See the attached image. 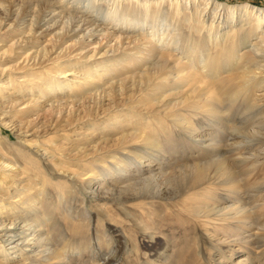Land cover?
Wrapping results in <instances>:
<instances>
[{"label":"rangeland","instance_id":"obj_1","mask_svg":"<svg viewBox=\"0 0 264 264\" xmlns=\"http://www.w3.org/2000/svg\"><path fill=\"white\" fill-rule=\"evenodd\" d=\"M12 1L15 5L11 9L19 11L18 19L30 13L34 14L35 18L48 21L47 25H50L47 31L38 32L34 41L25 44L26 53L45 45L44 42L50 38V34L56 31L54 16L62 10L61 5L65 12L72 11L75 6L79 15L83 13L88 18H98L95 14L100 12V9L84 11L82 6H85L87 1L83 0L84 3L78 5H73L71 0H53L47 8L41 1L40 4L39 1L32 0H2L3 4L7 5ZM113 1L115 0H95L93 4L109 7ZM142 1L121 0L118 6H122V14L131 16V20L145 18L146 15L140 12L139 2ZM152 1L160 4L159 19L163 20L164 17L171 27L174 25L182 30L185 35L182 40L178 42L177 37H174L161 41L157 35H152L149 29L142 32L137 31L135 27L132 30L130 25L126 26L130 24L128 21L112 24L105 21L108 32L113 31L112 29L118 30L117 27L122 25L123 31L117 34L135 38L136 41L124 39L118 49L102 54L114 43L115 36L101 38L100 32L90 36L83 35L81 30H70L57 42L54 49L50 50L49 59L32 69L36 73L57 75L61 79L63 77L78 83V87L66 92V97H61L62 102L75 100V112L70 117H66L64 113L57 118L56 113L52 114L48 109L55 100L53 95H41L35 87L25 97L27 99L31 96L34 102L28 103L29 101L23 99L25 102L17 100L18 103L16 99L20 96L15 94L7 101L8 104L14 105L13 108L2 109L5 113L3 119L7 121L8 127L0 124V161L2 158L8 161L14 159L16 165L12 167V173L3 174V180L0 178V200L10 196L8 201L18 202L31 193L36 197V202L39 201L40 210L41 204L47 201L52 204L49 208L52 218L44 221L47 228L45 232L48 233L46 235L50 236L47 241H44L46 235H43L42 240L34 243L35 250L24 248L18 251L15 257L11 255V261L0 257V264H56L59 257H62L63 264H103L111 260V250L117 255L111 260V264H264V141L261 143L257 140L264 138V88L259 86L264 85V57L259 56L261 53H256V62L246 63L247 58H243L246 61L237 59L234 51L231 55L218 51L205 58L211 59V67L216 68L219 80L203 77L201 71L211 73L213 70L199 67L201 54L207 52V47L202 44L203 38L199 35L196 37L199 39L198 47L202 48V51L197 49L193 54L197 70H193V75L189 76L186 72L191 69L188 70L187 63H183L188 59V35L197 33L187 29V23L183 19L177 20L175 14L169 13V5L175 0ZM177 1L180 4L185 2ZM212 1L228 6L250 4L264 9V0L207 2L210 5ZM208 10L209 15H213V8ZM39 11L40 15L37 16ZM4 15L5 12L0 9V18ZM226 16L218 18L219 26L227 25L229 18ZM64 18L63 21L67 20L66 16ZM19 22L17 20L16 29L23 26L19 25ZM10 35L3 32L0 34V48H6L10 43ZM256 36L252 35L250 39L247 36L244 41L248 42L249 39L250 43ZM96 40L100 43V51L91 58L83 57L84 54L79 51L82 49L84 53L92 48ZM73 43H76L75 48L80 50L71 49V52L62 53L54 63L57 52ZM163 43L168 44L169 48L158 49ZM244 44L241 43V46ZM162 56L168 59L162 61L166 62L167 66L162 71H157L149 79L151 81L143 83V86H140L138 81L134 84L129 81L120 92H116V89L105 94L102 103L98 104L97 99L91 98L111 83L117 82L116 78L108 81L111 75L109 76L107 69L114 70L116 75H122L120 78L137 75L156 60H163ZM10 57L13 59L10 63L21 60L19 54H11ZM174 58H179L180 63L185 65L184 71L181 72L182 68L176 66L177 61L174 62ZM57 63H61L62 67L55 72ZM68 64L72 70H68ZM244 67H253L260 72L258 83L246 87V90L252 93L251 99H244L240 94L236 100L229 103L231 94L235 93L234 90L236 91L240 83ZM61 71L63 72L60 74ZM99 73L105 75L100 77ZM198 85L202 87V94L192 93V87ZM246 106H253L254 111L247 112ZM211 108L218 113H207ZM130 134H135V137ZM154 141L158 142V147L152 144ZM36 148L40 153L47 152V161L32 152ZM21 152L33 156L35 163H40L44 172L54 177L55 181L60 180L61 186L43 180L33 167L34 164L21 157ZM217 153L218 158L221 157L218 169L223 165L230 171L228 176L221 177L219 170L218 181L209 180L199 185V188L178 194L176 187L181 185L180 179L167 183L159 178L163 196L161 199L155 198L159 196L158 193L151 194L154 198L149 196L137 200H129L130 194L123 193L121 197L126 198V201L122 203L101 199L109 196L112 188L124 187L126 181L132 178H146L153 173L161 176L173 172L177 164L202 163L212 159ZM51 154L54 158H49ZM54 159L62 162L64 166L57 164ZM119 159L122 171L116 173L113 165ZM169 162L171 165L167 166ZM75 170L85 174L77 182L67 180L70 178L68 174ZM210 171L211 168L209 173ZM83 179H92L91 188L83 190ZM193 191L203 193L202 205L221 209L218 214L202 216L195 212L196 204L191 202ZM169 196L170 199L167 198ZM83 197L86 199L84 203ZM68 206L76 211L77 216L73 221L65 215ZM240 206L243 210L239 214L228 211ZM20 207H24V204L16 208L15 214L8 215L14 217V221L19 220L17 217H30L23 210L20 211ZM83 209L91 213L92 218L89 221H82V217L78 215ZM41 217L39 216L40 219ZM100 217L113 231L115 240L109 248H101L97 244V219ZM2 221L7 222L6 214L0 215V223ZM20 227L12 228L16 234L15 239H20L23 234L29 232L26 227ZM5 229V226L0 225V242L5 237ZM63 233L69 236L65 240L61 239ZM89 240L92 242L90 254L87 253L85 245ZM47 248L56 249V252L51 255L48 251L39 254V251ZM57 254L59 256L54 257Z\"/></svg>","mask_w":264,"mask_h":264},{"label":"bare ground","instance_id":"obj_2","mask_svg":"<svg viewBox=\"0 0 264 264\" xmlns=\"http://www.w3.org/2000/svg\"><path fill=\"white\" fill-rule=\"evenodd\" d=\"M32 1L34 2L39 1V3L41 1L43 5L47 8V6H49L53 0H32ZM83 1H87V4L85 6H82L83 10L86 12L100 9V12L99 13L97 12V14H95V16H97L98 18H94V17L88 18L87 16H84L83 13L79 15L77 13L78 8H76L75 6L73 7L72 11L65 12V9H63V5H61L60 7L62 10L55 13L56 16H54L56 17V20H54L53 24L56 25L54 27L56 28V31L50 34V38L44 42L45 45H42L40 48L31 49L26 53L25 47H24L25 44L28 43V41H34L35 35L38 32L47 31L50 25H47L48 21L39 19V17L35 18L34 14H30V13L23 15L25 16V18L22 16L20 17V19H18L17 15L19 13L17 12L19 11L16 12L14 11V9H11L12 6L15 5L14 1L10 2L7 5V4H3L2 0H0V9H2L5 12V15L2 18H0V34L2 32L9 33V35L11 34L10 43L6 45V48H3V49L2 47L0 48L2 49L0 51V124L1 125L8 127L7 125L8 123H6L7 121H4L3 119V116H5L4 115L5 113L2 112V109L6 107L13 108L14 106L12 104H8L7 101H9V99L13 97V95L16 94L20 96V98L16 97L17 98L16 101L19 100L20 102L23 103L25 102L23 101L24 99L26 101H29L28 103L34 102V99H31L32 98L31 96H30L31 98L30 97H28L27 99L25 98L26 96L30 94L31 91H33L34 87L37 88V92L40 93L41 95H46V93L47 94L51 93L53 95L55 100L51 102V105L48 106L49 107L48 109L50 112H52V114L56 113L57 118L64 115V113H66L65 114L66 117L67 116L70 117L75 112L74 110L75 107L73 106V103L75 100H70L68 102L67 101L62 102L61 97H66L67 96L66 92L72 91L73 88L78 87L79 84L78 83L75 84L76 82L74 83L72 81H68L63 77L61 79L57 75L49 76L45 74L43 75L41 73H36L32 69L35 65L40 64L43 61L49 59L50 50L54 49V47L57 45V42H59V40L64 37L65 33L70 30H73V31L81 30L83 32V35L88 34L90 36L91 34L95 32L97 33L100 32L101 38L105 36H112V37L115 36L116 38H115L114 43L111 44L108 48H106L102 52V54L106 53L109 50L118 49L119 45L121 46L124 39H126L127 41H129L130 39L136 41L135 38H130L129 36L123 37L122 34H117V32L123 31L121 30L124 28L122 25L117 27L118 30L112 29L113 31L108 32L105 21H108L109 23L111 22V24L112 22L121 23V21L124 22V20L128 21L130 22V24L127 22L128 24L126 26L130 25L131 27L129 28H131L132 30L133 28L135 29V27H137V31H142V32L149 29L151 30V34L154 36L157 35L158 40H161V41H165L167 38L172 39L174 37H177L176 41L179 42L180 40H182V38H184L183 36H185L183 35V32L180 28L174 25H172L171 27L169 24H167L164 17H163V20L159 19L158 15L160 14L161 7L159 6L160 4H158V2H153L152 0H143L142 2H139L140 7H141L140 12L144 13L146 17L131 20L130 18L131 16L128 17L127 15L122 14V10H123L122 6L121 7L118 6L121 0L113 1V3H111L109 7L95 6L93 4L95 0H83ZM207 1L209 0H185L184 4H180L177 0H175L174 2L172 1L169 5L170 7L169 13L171 12V14H175L177 16V20L179 18L183 19V21L187 23L186 25L187 29L195 30V32L197 33V35H188V41H189V48H188L189 51L187 52L188 59L186 60V62H183V63H187L188 70L191 69L190 71L186 72L187 75L189 76L193 75V72L197 70L195 66V62L193 60V54L196 52L197 49H200V47H198L199 39L197 38L200 35V37H202L204 41L202 44L207 47L206 48L207 52L201 54V60H200L201 64L199 67L202 69L213 70L211 71V73H209L208 71H201V74L203 75V77L207 76V77H211V79L219 80L218 74L216 73V68L211 67L213 65L210 62L211 59L209 58L207 59L205 58V56L209 57L212 54H216V52L218 51L221 52V54L227 53L231 55V52L234 51V53L236 52L235 55L237 59L241 60L243 58H247L246 63L251 62V61L256 62V59L258 57L256 53H261L259 56L264 57V9L256 8L250 4L228 6L225 3L217 2V1H215V3L212 1V3L209 5V2ZM81 2L82 0H71V3L73 5L74 4L78 5ZM211 7L213 8V15H209L208 9H210ZM37 14H38L37 16H39L40 11ZM64 16H66V19H67L65 21H63V19H65ZM223 16L228 17L229 22L227 23V25L219 26L217 22L218 18L222 19ZM17 20L20 21L19 25H23L18 29L15 28ZM118 23L115 24V27L118 25ZM241 31H245V32H241ZM252 35H255V36L257 35V36L254 39H251L249 43V39H250L249 37H251ZM247 36L249 39H248V42H245L244 38ZM94 43L95 45L92 48H89V49L86 48L87 50L84 51V53L82 49L80 50L79 48H75L76 43L70 44L66 48H63L62 50H60V52H57V54L55 55L54 63L59 57H61L62 53L71 52V49H73V51L80 50L79 53L84 54L83 57L86 56V57L91 58L100 51L99 49L101 47L98 40L94 41ZM241 43H245L246 45L244 44L245 46L244 45L241 46ZM168 48H169V45L164 44V43L163 45L158 47V49H168ZM19 50L21 52H19ZM199 51H202V48ZM11 54L12 55L19 54V57L21 56L20 57L21 60L10 63L13 60L11 59L12 57H10ZM162 58L163 60L161 59L156 60L153 64L147 66V69L142 71L141 73L137 75L127 76L124 78L123 77L120 78L122 75L120 76V75L114 74L113 73L114 70L107 69L109 76L111 75L108 81L116 78L117 82L113 84L111 83L106 89H104L101 92H97L95 95H92L91 98L97 99L96 102L98 104L102 103L104 100L102 98L105 96V94H108L109 92H112L116 89H118L116 92H120L126 86V83L129 81H131L132 84H134L135 81H138L140 86H143V83L151 81L149 79L153 77L157 71H162L165 68V66H167V63L162 62V61H167L168 59L166 58V56H162ZM179 60H180L179 58H174V62L177 61L175 63L177 64L176 66H180L182 68L180 69L182 72L185 70L184 69L185 65L181 64ZM60 64L57 63L55 64V67L53 66L56 69L55 72H58L59 71L58 68L62 67ZM67 66H69L68 70H72V67H70V64H68ZM237 66L239 68V65ZM244 68L245 69L242 72V78L239 81L240 83L238 84L236 91L234 90L235 93L231 94L230 99L227 98L229 99V103H232L234 100H236L240 94L242 95L244 99H251L250 96L252 93L248 92L246 90V87L256 85L258 83L257 78L260 77L259 76L260 72L256 71L255 68L253 69V67L252 69L251 68L248 69V67H244ZM61 70H64V69H61ZM62 72L63 71L59 73L61 74ZM99 75L100 77H102V75H105V74L99 73ZM263 79L264 77L262 78V80ZM259 86L260 87L263 86L264 88V85L262 84H260ZM201 89L202 87L200 85L194 86L192 87V93L202 94ZM19 101L17 102L19 103ZM1 103H6V104L4 105L2 104L3 105L2 106ZM226 105H229V104H226ZM252 107L253 106H246L245 109L247 112H253L254 110ZM208 110L209 111L207 113L209 114L218 113V112H215L216 110H214L213 108L208 109ZM131 135L132 137H135V134H130V136ZM3 138L5 140V137ZM257 140L258 142L260 141L262 143V141H264V138H258ZM152 144L155 147L159 146L158 142L156 141L152 142ZM32 152L39 155V157L47 161L48 158H45L47 155V152L40 153L37 148L35 151H32ZM135 154L137 157H140L137 153ZM20 155L22 158L27 160L28 163L34 164L33 167L35 168L37 174H40L42 176L43 180L49 181L55 186H58V187L61 186L60 180L59 182H57L54 180V177H50L49 174L44 172L41 164L35 163V158H33V156H31L30 154L27 155L26 153H23V152H21ZM50 157L54 158L52 154L49 155V158ZM220 158H218V153H217L215 157L207 161H204L202 163L200 162V163H194L190 165L177 164L175 165L173 172L162 174L161 176H157L156 173H153L151 176L146 177V178H140V179L136 178L135 180L133 178H132L133 180L129 179L130 181L127 180L124 187L119 188V189L112 188L110 195L107 196L106 198L102 197L101 199L104 198L108 202L117 201V202L122 203L126 201V198L121 197L123 193L130 194V196H128L129 200H137L139 198H146V197L152 196L151 194H156V193H158L159 196L155 198L161 199L163 198V196H162V192H160L161 191L160 189L161 181L159 182V178H161L167 183H171L173 182V180L180 179L182 183L181 185H177L176 190L179 192L178 194H181L183 192H186V190H191L193 188L198 187L201 184L209 182V180H214V179L217 180L219 170H220L219 175L221 177L228 176L230 171L227 169V167L219 164V166L220 165L221 166L218 169V161L220 160ZM54 160L57 161L56 162L57 164L61 166L63 165L62 162H58V160L56 159ZM6 161H8V159H5V158H2V161H0L1 180L4 179L2 175L6 173H12L13 171L12 167L16 165V162L14 161V159H10L7 163H5ZM169 165H171L170 162L169 164L167 163V166ZM113 166L116 168V170L114 169L116 173L118 171H122L121 159L117 160ZM210 168H211V171H210L211 173H209ZM213 170H214V173H212ZM83 174H85V172L75 170L74 172H71L68 174L70 178H67V180L70 179L72 182H75V181L77 182L79 181V179L82 178ZM91 181L92 179L81 180V184H83L82 185L83 190H87L88 188H91V185H90ZM196 192L193 191V197L191 196V199H192L191 202H194L196 204L194 206L195 212H197L198 214H202V216H209L210 214H218V211H220L221 209L218 210L215 206H211L207 204L202 205L201 198H202L203 193H199V192L196 193ZM116 193L117 195L115 196ZM9 198L10 196H6L4 200L3 199L0 200L1 201L0 202V215L6 214L7 216V222L2 221L0 223L1 226L3 225L6 227V229L4 230V234H3L5 237L0 242V252H1L0 257L1 258L3 257L7 259L8 261H11V259L16 256V253L20 250H23L24 248L35 250L34 243L39 241V239L42 240L43 235L48 234L45 232V229L47 230V228H46V225L44 224V221L45 220L49 221L52 218V214L49 211V208L52 206V204L48 203L47 201L46 203L41 204L42 209L40 210L39 208L40 206H38L39 201L37 203L36 197L31 193L26 194L18 202L8 201ZM152 198L154 197L152 196ZM167 198L170 199L171 197L169 196ZM82 200H83L82 202L84 203L86 199L83 197ZM21 204H24V207H20V211L23 210V212L25 214L27 213V215L29 214L30 217L28 218L25 216L22 219L21 217L18 218L16 216L17 219L19 220L14 221V217H9L8 215L15 214L17 212L16 208H18L19 205ZM242 210L243 209L240 206L237 208H231V210H228V211H234L236 214L237 213L239 214L240 211ZM65 215L71 221L75 220L77 216L76 211H74L69 206L68 208L66 207ZM78 215L82 217V221H89L92 218L91 213L84 209L82 213H79ZM39 216H42L41 219L39 218ZM97 222H98L97 223V234H98L97 244L101 248L103 246L106 248H109L111 242L113 243V241L115 240L113 231H111L110 227L106 225L102 217L98 218ZM18 226H21L20 228L26 227L27 228L26 230H29V232L26 234H23V236H21L20 239L19 238L15 239L16 234H15V231H13L14 229L12 228H16ZM84 228L85 227H83V229ZM49 237L48 235H46V237L44 238V241H47ZM68 237L67 235L63 233V235L61 236V239L65 240ZM90 241L91 240H89L87 244H85L86 251L88 254L92 252V242ZM46 251H48V254L51 255L56 252V249L50 250V248H47L44 251H39V254L46 252ZM111 251H112L111 252V257H112L111 260H112L113 258H116L117 255H115V252L113 250ZM36 253L38 254V252ZM11 255H13V257ZM7 256L8 257L11 256V257L8 258ZM58 256L59 255L57 254L54 257H58ZM45 258L50 259L49 257H45ZM61 258L62 257H59L58 259L59 261L56 264H63V259ZM111 260H108L107 262H104L103 264H111Z\"/></svg>","mask_w":264,"mask_h":264}]
</instances>
